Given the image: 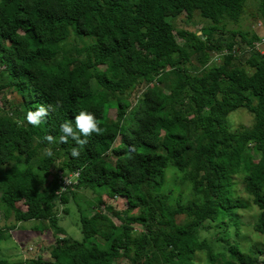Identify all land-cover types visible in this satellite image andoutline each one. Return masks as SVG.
I'll return each mask as SVG.
<instances>
[{
	"label": "trees",
	"instance_id": "1",
	"mask_svg": "<svg viewBox=\"0 0 264 264\" xmlns=\"http://www.w3.org/2000/svg\"><path fill=\"white\" fill-rule=\"evenodd\" d=\"M256 1L264 22V0ZM247 3L0 0V77L8 81L0 88V207L17 223L38 222L36 232L48 224L63 235L49 258L0 264H197L202 251L208 264H264L258 246L245 252L223 234L215 241L227 246L216 251L202 236L208 223L228 235L225 220L249 207L237 194V176L259 210L255 231L264 236V165L254 157L264 158V52L256 50L262 39L241 31L215 37L240 22ZM196 13L211 23L200 34L173 24ZM143 85L132 106L127 94ZM41 105L51 106L49 114L32 126L27 113ZM239 109L254 123L232 131L228 117ZM81 111L94 114L103 133L81 136L83 146L71 138L61 143V124L75 126ZM74 173L77 183L62 190L61 176ZM97 188L105 190V211L81 218V241L68 237L60 207L77 191ZM116 198L127 208L107 204ZM6 229L15 226L0 227V238Z\"/></svg>",
	"mask_w": 264,
	"mask_h": 264
},
{
	"label": "rangeland",
	"instance_id": "2",
	"mask_svg": "<svg viewBox=\"0 0 264 264\" xmlns=\"http://www.w3.org/2000/svg\"><path fill=\"white\" fill-rule=\"evenodd\" d=\"M177 18V17H176ZM173 24L177 29H182L187 27L188 30L198 32L200 34L202 28L211 26V23L200 17L198 13L195 14L193 20L188 22L184 15L179 16L177 19L173 20ZM241 31V32H251L256 33L262 40H264V22L259 14V4L256 0H248L244 13L241 17L239 23H228L226 30L223 33L217 32L215 37L222 36L223 39H229L231 32ZM182 43V42H181ZM5 43L0 42V55ZM259 51H264V45L259 46ZM215 63L220 64L221 60L219 55L215 54L213 56ZM192 67H195L193 64ZM2 69L0 68V71ZM92 86L94 89H101L97 82L92 81ZM0 88H8V81L6 76L0 77ZM145 86H140L135 91L127 94L126 98L132 106H136ZM10 93L9 90L6 91ZM108 98H115V94L110 89ZM12 98V97H11ZM116 112L111 111V115L115 116ZM228 122L232 131L240 130L242 128H250L254 123V117L248 113L245 109H239L232 112L228 117ZM256 163L259 167L264 165V158L262 156H254ZM173 169L169 168L168 173L172 175ZM236 191L240 198L248 201L249 207L247 209H241L237 211V217L234 219L227 218L224 222L228 224L226 227L227 234H225L224 229L218 226L216 223H208L207 231L202 232V236L207 238L208 243H213L217 237L224 236L228 238L233 243H238L240 247L245 251L249 252L254 246L262 248L264 251V236L256 233L255 225L258 221L257 216L259 215L258 208L253 205L250 201L249 196L246 194L243 184V178L237 176L235 178ZM105 190L102 188H97L96 190H79L74 199L63 206L60 207V222L59 225L65 230L68 237H72L75 240L81 241L83 235L80 229L81 218H89L96 211H105L104 208L99 209V203L105 197ZM107 204L113 206L117 211H122L127 208L126 201L122 198H116L114 200H108ZM21 210H26V207L21 203L18 205ZM63 208L66 209V213L63 212ZM115 219V218H114ZM183 218L180 219V221ZM237 220L238 230L234 224ZM115 222L120 224V221L115 219ZM222 222V221H221ZM15 226V230L6 229L5 234L0 238V259L9 260H26L29 258L36 257L38 255L44 258L50 257L51 246L55 242L57 237H62L58 232L52 229L48 224H45V232H36V227L42 228L38 222H25L17 223L14 214H7L3 208L0 207V227L11 228ZM224 227V226H223ZM137 230H140V226L136 225ZM50 230V231H49ZM94 243H98L96 240H92ZM216 251H220L222 246H227L225 241L214 242ZM220 247H218V246ZM260 259H264V253L257 254ZM197 264H208L207 263V253L205 251L197 252Z\"/></svg>",
	"mask_w": 264,
	"mask_h": 264
},
{
	"label": "clouds",
	"instance_id": "3",
	"mask_svg": "<svg viewBox=\"0 0 264 264\" xmlns=\"http://www.w3.org/2000/svg\"><path fill=\"white\" fill-rule=\"evenodd\" d=\"M48 108L41 105L35 111H29L26 116V120L32 126H39L42 122V118L46 117L49 114ZM61 135L59 140L61 143H67L69 138L75 141L76 145L83 146L87 143L86 139H81V136L89 137L93 133L101 135L103 130L99 127V121L96 119L95 115L90 112L81 111L78 115L75 116V126L71 122H64L60 126ZM46 140L50 143L54 142V138L51 135L46 137ZM51 151L48 152V155H51ZM70 155L74 158H78L80 155L79 147H73L71 149Z\"/></svg>",
	"mask_w": 264,
	"mask_h": 264
},
{
	"label": "built area",
	"instance_id": "4",
	"mask_svg": "<svg viewBox=\"0 0 264 264\" xmlns=\"http://www.w3.org/2000/svg\"><path fill=\"white\" fill-rule=\"evenodd\" d=\"M264 45V40L256 45V50L259 51V46ZM261 52V51H259ZM264 52V51H263ZM79 177L78 173L69 174V175H62V190H67L68 188H72L73 185L77 183L76 179Z\"/></svg>",
	"mask_w": 264,
	"mask_h": 264
}]
</instances>
